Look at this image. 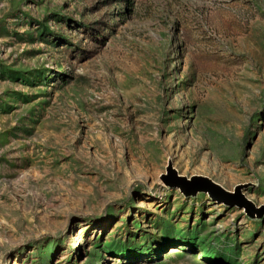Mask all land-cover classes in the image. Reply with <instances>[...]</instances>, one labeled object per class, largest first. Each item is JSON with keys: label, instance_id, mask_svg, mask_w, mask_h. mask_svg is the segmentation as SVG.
Here are the masks:
<instances>
[{"label": "rangeland", "instance_id": "rangeland-1", "mask_svg": "<svg viewBox=\"0 0 264 264\" xmlns=\"http://www.w3.org/2000/svg\"><path fill=\"white\" fill-rule=\"evenodd\" d=\"M168 161L264 204V0H0V264H264Z\"/></svg>", "mask_w": 264, "mask_h": 264}, {"label": "water", "instance_id": "water-1", "mask_svg": "<svg viewBox=\"0 0 264 264\" xmlns=\"http://www.w3.org/2000/svg\"><path fill=\"white\" fill-rule=\"evenodd\" d=\"M160 180L168 186L178 188L186 196L195 195L202 191L216 202L242 207L245 213L250 216L264 214V204L256 206L247 198L241 191L243 185H236L230 191L205 175L181 176L170 161L167 162L165 172L160 175Z\"/></svg>", "mask_w": 264, "mask_h": 264}, {"label": "bare ground", "instance_id": "bare-ground-1", "mask_svg": "<svg viewBox=\"0 0 264 264\" xmlns=\"http://www.w3.org/2000/svg\"><path fill=\"white\" fill-rule=\"evenodd\" d=\"M174 249H175L174 247H171V251H170V252H173V251H174ZM110 261H113V260H110Z\"/></svg>", "mask_w": 264, "mask_h": 264}]
</instances>
